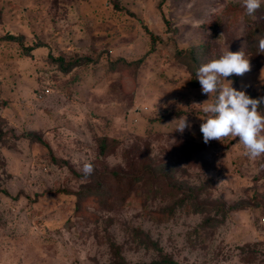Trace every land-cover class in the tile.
<instances>
[{
  "label": "rangeland",
  "instance_id": "obj_1",
  "mask_svg": "<svg viewBox=\"0 0 264 264\" xmlns=\"http://www.w3.org/2000/svg\"><path fill=\"white\" fill-rule=\"evenodd\" d=\"M263 37L264 4L248 16L242 0H0V264H112L111 244L126 264H264V156L204 142L199 103L215 97L175 53L243 51L250 71L227 79L261 99ZM57 56L80 63L62 73ZM142 163L160 172L130 191L108 175ZM185 187L211 209L169 212Z\"/></svg>",
  "mask_w": 264,
  "mask_h": 264
},
{
  "label": "clouds",
  "instance_id": "obj_2",
  "mask_svg": "<svg viewBox=\"0 0 264 264\" xmlns=\"http://www.w3.org/2000/svg\"><path fill=\"white\" fill-rule=\"evenodd\" d=\"M262 4L264 0H242L248 16H253ZM258 53H264V38L259 40ZM250 69V59L245 57L243 51L228 49L218 58L202 64L196 71V79L201 85L202 94L215 97L212 102H207V99L199 103L200 110L206 114V118L201 117L203 123L200 125L204 142L238 137L245 150L244 155L256 159L264 156V112L260 110L262 99L252 98L245 90L233 87L232 81L227 79L232 75L243 76ZM191 126L187 116H181L174 130L183 133ZM82 171L84 176H91L95 171L94 164L84 162Z\"/></svg>",
  "mask_w": 264,
  "mask_h": 264
},
{
  "label": "trees",
  "instance_id": "obj_3",
  "mask_svg": "<svg viewBox=\"0 0 264 264\" xmlns=\"http://www.w3.org/2000/svg\"><path fill=\"white\" fill-rule=\"evenodd\" d=\"M7 37L10 40L14 39V36H12L11 34H8ZM153 39H154V37L151 36L152 41H153ZM257 42H259V40ZM251 46L253 47L252 43H250L249 50L250 51L252 50L254 52V50ZM175 53L177 55L178 60L183 61L182 64L189 70V73L190 74H196L197 69L201 66V64L199 63V59H198V51L196 49H192V48H184V49H177L176 48ZM51 60L56 65L59 72H62V73L68 72L71 68H73L74 66H76L80 63L78 59L65 60L61 56L53 57V58H51ZM118 61L123 62V60L121 58H119V59H116L113 62H111L110 65H113L114 63H116ZM139 61H140V59H138L136 61V63L138 64ZM191 83L193 86L199 85V83L196 81V79H192ZM263 89H264V86L262 85L259 93H257V95H256V96H260L262 99L260 110L263 109V104H264ZM254 95L252 94L251 97H254ZM22 137L28 138V139L36 141V142L38 141L40 143H44L43 139L40 136H36V134H34V133H30V132L23 133ZM107 148H108L107 143L106 144L100 143V147H99L100 154L105 153ZM158 172H160V171H159V169L157 170L156 167H154V166L150 167L149 164L142 163L139 166V171L137 173L129 174L126 171L113 169V170L108 172V175L117 184H119L121 181H126L127 189H128V191H130L132 186L134 184H136V182L141 181V179L143 178V176L145 174L148 175L150 178H153V176H154L156 179V175H158ZM178 186H179V184H178ZM180 191L182 192V195L178 196L175 199V201H174L175 205L172 204V205L168 206L169 212H171L176 205L188 206L191 208L192 212H197V213L203 212L204 210L209 211L211 209L210 207L205 208L204 206L200 205V203L196 199V195L192 192L191 188L186 189V187H185L184 189H181ZM89 193H92V192H89V190H87L86 192H83L82 195H87ZM207 219H209V218H206V220ZM133 232H134V235H135L137 241L139 243H141L142 246L147 247V246L153 245V242L149 239V237L147 236L146 233H144L140 230H135V231L133 230ZM114 246H115L114 244H111L112 256L114 259L112 261V264H126L123 261L122 257L117 252L116 247H114ZM151 264H174V262L172 261V259L170 257L162 256L161 258H159L157 260H153L151 262Z\"/></svg>",
  "mask_w": 264,
  "mask_h": 264
},
{
  "label": "built area",
  "instance_id": "obj_4",
  "mask_svg": "<svg viewBox=\"0 0 264 264\" xmlns=\"http://www.w3.org/2000/svg\"><path fill=\"white\" fill-rule=\"evenodd\" d=\"M44 93H48V89L45 87V88H42V89H40L39 91H38V93L36 94V98L38 97V98H40V97H42L43 95H44ZM262 220H263V218H262Z\"/></svg>",
  "mask_w": 264,
  "mask_h": 264
}]
</instances>
